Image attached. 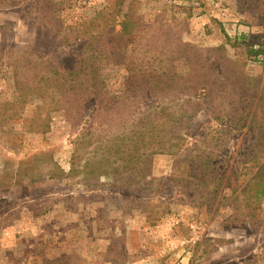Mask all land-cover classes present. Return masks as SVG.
Wrapping results in <instances>:
<instances>
[{"label":"rangeland","instance_id":"1","mask_svg":"<svg viewBox=\"0 0 264 264\" xmlns=\"http://www.w3.org/2000/svg\"><path fill=\"white\" fill-rule=\"evenodd\" d=\"M259 46L264 0H0V264H264Z\"/></svg>","mask_w":264,"mask_h":264},{"label":"trees","instance_id":"2","mask_svg":"<svg viewBox=\"0 0 264 264\" xmlns=\"http://www.w3.org/2000/svg\"><path fill=\"white\" fill-rule=\"evenodd\" d=\"M123 17H125V16H123ZM251 53L253 54V56L257 57L261 54H264V50L261 48V46H259L257 49H254ZM88 68L90 69L91 67L89 66ZM196 86L198 89H202V90L207 89L206 84H204L202 81L197 83Z\"/></svg>","mask_w":264,"mask_h":264}]
</instances>
